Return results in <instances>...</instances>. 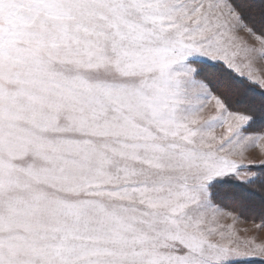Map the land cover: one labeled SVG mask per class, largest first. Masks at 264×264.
I'll return each mask as SVG.
<instances>
[{
	"label": "snow or ice",
	"instance_id": "1",
	"mask_svg": "<svg viewBox=\"0 0 264 264\" xmlns=\"http://www.w3.org/2000/svg\"><path fill=\"white\" fill-rule=\"evenodd\" d=\"M262 142L264 0H0V264H264Z\"/></svg>",
	"mask_w": 264,
	"mask_h": 264
},
{
	"label": "rangeland",
	"instance_id": "2",
	"mask_svg": "<svg viewBox=\"0 0 264 264\" xmlns=\"http://www.w3.org/2000/svg\"><path fill=\"white\" fill-rule=\"evenodd\" d=\"M252 42H253L252 40H249V43H252ZM237 62L241 64L242 70L246 71V69H244L243 67V54L242 53L238 57ZM204 103L206 106L204 108L202 115L205 118L216 113L214 101L208 99L204 101ZM212 130L219 137L225 131V128L217 125ZM250 151L257 155L260 154L259 148H252L250 149ZM257 209L256 211L259 210ZM231 211L232 209L230 207L222 206V212L217 217V223L220 226H222L225 229H231L232 231L236 232L241 237L255 239L258 242L261 240H264V223L261 222V219L259 218V215L256 211L255 212L250 211L251 213H248L246 211L243 216L227 215V213Z\"/></svg>",
	"mask_w": 264,
	"mask_h": 264
},
{
	"label": "trees",
	"instance_id": "3",
	"mask_svg": "<svg viewBox=\"0 0 264 264\" xmlns=\"http://www.w3.org/2000/svg\"><path fill=\"white\" fill-rule=\"evenodd\" d=\"M258 210V209H257ZM248 213H251L250 211H247ZM257 213L259 212V210L258 211H256Z\"/></svg>",
	"mask_w": 264,
	"mask_h": 264
}]
</instances>
